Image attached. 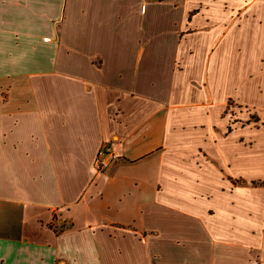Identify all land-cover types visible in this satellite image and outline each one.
<instances>
[{
  "label": "crops",
  "instance_id": "crops-1",
  "mask_svg": "<svg viewBox=\"0 0 264 264\" xmlns=\"http://www.w3.org/2000/svg\"><path fill=\"white\" fill-rule=\"evenodd\" d=\"M240 107L264 0H0V264H264Z\"/></svg>",
  "mask_w": 264,
  "mask_h": 264
},
{
  "label": "built area",
  "instance_id": "built-area-1",
  "mask_svg": "<svg viewBox=\"0 0 264 264\" xmlns=\"http://www.w3.org/2000/svg\"><path fill=\"white\" fill-rule=\"evenodd\" d=\"M115 155L114 148L110 142L104 143L97 151L95 166L98 171L108 168L113 162Z\"/></svg>",
  "mask_w": 264,
  "mask_h": 264
},
{
  "label": "rangeland",
  "instance_id": "rangeland-1",
  "mask_svg": "<svg viewBox=\"0 0 264 264\" xmlns=\"http://www.w3.org/2000/svg\"><path fill=\"white\" fill-rule=\"evenodd\" d=\"M241 113H243L245 116H248L246 119V122H250L251 124H254L255 126H264V121L263 123H259V121H255L254 116H257L255 113H253L252 109L248 107H240L238 108Z\"/></svg>",
  "mask_w": 264,
  "mask_h": 264
},
{
  "label": "trees",
  "instance_id": "trees-1",
  "mask_svg": "<svg viewBox=\"0 0 264 264\" xmlns=\"http://www.w3.org/2000/svg\"><path fill=\"white\" fill-rule=\"evenodd\" d=\"M253 118H255V121L259 120L258 116H254Z\"/></svg>",
  "mask_w": 264,
  "mask_h": 264
}]
</instances>
